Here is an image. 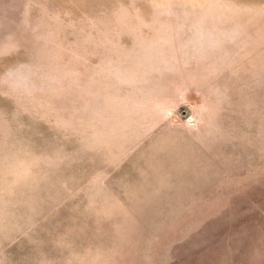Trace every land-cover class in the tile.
I'll list each match as a JSON object with an SVG mask.
<instances>
[{
  "label": "rangeland",
  "instance_id": "obj_1",
  "mask_svg": "<svg viewBox=\"0 0 264 264\" xmlns=\"http://www.w3.org/2000/svg\"><path fill=\"white\" fill-rule=\"evenodd\" d=\"M0 264H264V0H0Z\"/></svg>",
  "mask_w": 264,
  "mask_h": 264
},
{
  "label": "clouds",
  "instance_id": "obj_2",
  "mask_svg": "<svg viewBox=\"0 0 264 264\" xmlns=\"http://www.w3.org/2000/svg\"><path fill=\"white\" fill-rule=\"evenodd\" d=\"M37 80L48 84L53 82L50 74L44 73L37 76L30 63L18 61L0 74V87H5L21 97H31L41 90V84H38Z\"/></svg>",
  "mask_w": 264,
  "mask_h": 264
}]
</instances>
